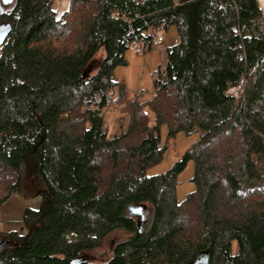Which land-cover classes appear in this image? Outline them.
<instances>
[{
    "label": "trees",
    "instance_id": "16d2710c",
    "mask_svg": "<svg viewBox=\"0 0 264 264\" xmlns=\"http://www.w3.org/2000/svg\"><path fill=\"white\" fill-rule=\"evenodd\" d=\"M53 4L5 9L0 0V25L11 26L0 48V206L23 187L40 198L23 211L24 233H0V264H264L258 0H70L62 12ZM171 27L178 39L153 90L130 98L114 72L132 45L151 50ZM111 108L128 113L112 136ZM165 128L167 140L197 139L167 171L147 175L168 149ZM189 163L195 189L179 201ZM138 205L152 208L144 229L129 210ZM118 230L129 236L106 261L86 258Z\"/></svg>",
    "mask_w": 264,
    "mask_h": 264
},
{
    "label": "rangeland",
    "instance_id": "374dc122",
    "mask_svg": "<svg viewBox=\"0 0 264 264\" xmlns=\"http://www.w3.org/2000/svg\"><path fill=\"white\" fill-rule=\"evenodd\" d=\"M259 6L262 11L264 20V0H258ZM70 0H54L53 9L57 12H62L68 9ZM8 9L11 4L4 5ZM162 38L161 43L155 42L153 48L148 51H143L141 46L134 44L126 52L125 59L126 65L120 66L114 72V78L120 80L126 87L128 95L133 98L140 91H152L153 90V78L155 72L159 67H162L167 59V48L172 47L178 38L177 30L175 27H171L168 30H162L157 33L156 39ZM136 48L140 51L137 52ZM104 57V50H100L99 53L94 57L90 64L89 72L94 74ZM145 98H150L149 96ZM105 122L108 125L109 135L119 133L121 125L120 118L122 116H128V113L121 112L117 108H111L105 111ZM126 125L123 126V129ZM167 130L163 131V139L168 142V149L164 155L161 163L150 167L146 170L147 175H158L167 171L177 160L181 158L187 148L195 142L197 139L196 135L186 136L179 134L175 138L166 139ZM194 167L192 163H189L185 171L179 176V184L177 187V198L182 201L186 196L195 189V185L191 182L193 177ZM104 180L106 177L103 178ZM28 185L32 186V180H29ZM26 187H23L19 193L12 195V197L5 202L4 206L0 207V216H5L8 220L14 221L13 223L8 222L5 217L4 222L7 228H19L17 221L22 219L23 209L28 207L32 209H38L40 205V198H26L24 194ZM4 186L0 184V194H2ZM142 213L137 211V208H133L134 211L131 213L135 218L136 222L142 229H144L152 217V208L149 205H144ZM22 210V211H21ZM3 218V217H2ZM9 226V227H8ZM22 226V225H21ZM5 228V227H2ZM1 224H0V229ZM25 232L21 229L19 232ZM23 232V233H24ZM128 234L123 230H118L112 233L105 241L103 247L94 251L88 252L86 258L93 262H104L109 258V253L113 250L114 246L128 238ZM234 252H237V244L234 243Z\"/></svg>",
    "mask_w": 264,
    "mask_h": 264
},
{
    "label": "water",
    "instance_id": "95a60500",
    "mask_svg": "<svg viewBox=\"0 0 264 264\" xmlns=\"http://www.w3.org/2000/svg\"><path fill=\"white\" fill-rule=\"evenodd\" d=\"M14 0H10V2H5V0H2L4 5H8V4H12ZM11 32V26L9 24H2L0 25V48L2 47V45L5 43V41L7 40L9 34ZM142 206V205H141ZM141 206L138 205L137 211L140 212L141 211ZM145 207L143 206V209ZM130 212L132 213L134 211L133 207L129 208ZM141 213V212H140ZM191 264H209L207 259H202V257L197 258L196 260H194V262H192Z\"/></svg>",
    "mask_w": 264,
    "mask_h": 264
},
{
    "label": "crops",
    "instance_id": "0c3cea01",
    "mask_svg": "<svg viewBox=\"0 0 264 264\" xmlns=\"http://www.w3.org/2000/svg\"><path fill=\"white\" fill-rule=\"evenodd\" d=\"M178 39V38H177ZM12 197V196H11ZM5 204H3V205H1V206H4ZM0 206V207H1ZM40 206V205H39ZM26 208H28V207H26ZM26 208H24L23 209V211L26 209ZM22 211V210H21ZM22 211V212H23ZM3 217V218H2ZM4 217L5 216H0V224H1V228L2 227H5V228H2V229H0V233H5V232H10V231H20L21 229H23L24 230V227H23V224H22V219H20L19 221H17V225H19V228H7L6 226V224L4 223V222H6L5 220H4ZM5 219L8 221V222H11V223H13L14 221H12V220H8L6 217H5ZM22 225V226H21ZM9 227V226H8ZM21 233H23V232H21Z\"/></svg>",
    "mask_w": 264,
    "mask_h": 264
},
{
    "label": "built area",
    "instance_id": "2783aa9c",
    "mask_svg": "<svg viewBox=\"0 0 264 264\" xmlns=\"http://www.w3.org/2000/svg\"><path fill=\"white\" fill-rule=\"evenodd\" d=\"M158 44L159 43H161L162 42V38L161 37H159L158 39H157V41H156ZM139 50H137V52H138Z\"/></svg>",
    "mask_w": 264,
    "mask_h": 264
},
{
    "label": "snow or ice",
    "instance_id": "6c2138e0",
    "mask_svg": "<svg viewBox=\"0 0 264 264\" xmlns=\"http://www.w3.org/2000/svg\"><path fill=\"white\" fill-rule=\"evenodd\" d=\"M5 2H10V0H5Z\"/></svg>",
    "mask_w": 264,
    "mask_h": 264
}]
</instances>
